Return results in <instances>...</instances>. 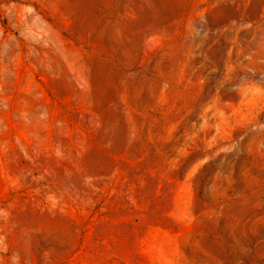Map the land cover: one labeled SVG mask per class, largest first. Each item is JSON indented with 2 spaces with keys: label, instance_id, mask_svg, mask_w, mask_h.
I'll use <instances>...</instances> for the list:
<instances>
[{
  "label": "rangeland",
  "instance_id": "1",
  "mask_svg": "<svg viewBox=\"0 0 264 264\" xmlns=\"http://www.w3.org/2000/svg\"><path fill=\"white\" fill-rule=\"evenodd\" d=\"M0 264H264V0H0Z\"/></svg>",
  "mask_w": 264,
  "mask_h": 264
}]
</instances>
